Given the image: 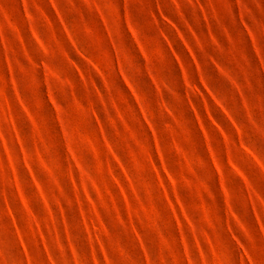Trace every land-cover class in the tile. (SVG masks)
Instances as JSON below:
<instances>
[{"label": "rangeland", "instance_id": "obj_1", "mask_svg": "<svg viewBox=\"0 0 264 264\" xmlns=\"http://www.w3.org/2000/svg\"><path fill=\"white\" fill-rule=\"evenodd\" d=\"M0 264H264V0H0Z\"/></svg>", "mask_w": 264, "mask_h": 264}]
</instances>
